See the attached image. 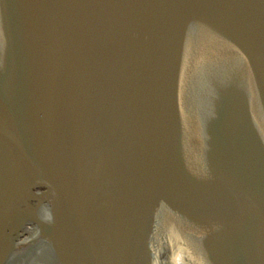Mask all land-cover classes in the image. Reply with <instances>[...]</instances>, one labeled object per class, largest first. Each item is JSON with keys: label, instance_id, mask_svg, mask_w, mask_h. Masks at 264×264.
Instances as JSON below:
<instances>
[{"label": "water", "instance_id": "obj_1", "mask_svg": "<svg viewBox=\"0 0 264 264\" xmlns=\"http://www.w3.org/2000/svg\"><path fill=\"white\" fill-rule=\"evenodd\" d=\"M0 264H264V0H0Z\"/></svg>", "mask_w": 264, "mask_h": 264}]
</instances>
